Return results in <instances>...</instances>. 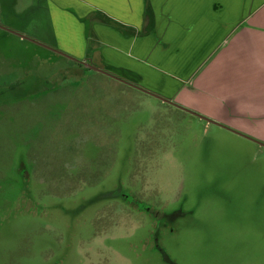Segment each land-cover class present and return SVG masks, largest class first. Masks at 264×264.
Masks as SVG:
<instances>
[{
  "label": "rangeland",
  "instance_id": "374dc122",
  "mask_svg": "<svg viewBox=\"0 0 264 264\" xmlns=\"http://www.w3.org/2000/svg\"><path fill=\"white\" fill-rule=\"evenodd\" d=\"M143 1L141 24L68 30L78 61L154 94L163 74L174 102L198 67ZM47 3L0 0V264H264V147L49 51ZM132 45L139 65L110 62Z\"/></svg>",
  "mask_w": 264,
  "mask_h": 264
},
{
  "label": "crops",
  "instance_id": "0c3cea01",
  "mask_svg": "<svg viewBox=\"0 0 264 264\" xmlns=\"http://www.w3.org/2000/svg\"><path fill=\"white\" fill-rule=\"evenodd\" d=\"M47 1L54 27L52 47L69 52L77 61L84 56L86 43L83 31L69 33L68 28L79 26L77 18L101 9L120 22L136 25L142 21L143 0ZM150 1L153 12L160 4L163 7L164 14L155 19L166 33L164 43H174L184 51L182 73L189 77L198 67L187 77L182 93L173 97L174 103L264 142V0ZM56 42L65 45L55 48ZM128 49L110 62L125 69L139 65L136 59H144V54L135 45ZM156 78L155 88L148 89L172 101L171 94L161 90L168 82L166 76L156 73ZM194 83L193 96L188 95L186 89Z\"/></svg>",
  "mask_w": 264,
  "mask_h": 264
},
{
  "label": "water",
  "instance_id": "95a60500",
  "mask_svg": "<svg viewBox=\"0 0 264 264\" xmlns=\"http://www.w3.org/2000/svg\"><path fill=\"white\" fill-rule=\"evenodd\" d=\"M41 46H43V45H41ZM43 47H46V46H43ZM46 48L50 49L51 51L57 53L58 55H61V56L65 57V58H67V59H69V60L77 61L75 58H73V57H71V56L65 54V53L62 52V51H59V50H56V49H52V48H49V47H46ZM77 62L81 63V64L84 65L85 67H87V68H89V69H91V70H93V71H95V72H98V73H101V74H103V75H106V76H108V77H110V78H112V79H114V80H116V81H118V82H120V83H123V84H125V85H127V86H129V87H132V88H134V89H136V90H138V91H141L142 93L147 94V95H149V96H151V97H154V98L160 100L161 102H163V103H165V104H167V105H170V106H172V107H174V108H177V109H180V110H183V111H186L187 113H189V114H191V115H193V116H196V117H198L199 119L206 121L207 123L214 124V125H217V126L223 127V128H225V129H227V130H230V131H232V132H234V133H236V134H238V135H241V136H243V137H245V138H247V139H250V140H252V141H254V142H256V143H258L259 145H261V146L264 147V144H263V143L257 142V141H255V140H253L252 138H249V137H247V136H245V135H243V134H241V133H239V132H236V131H234V130H231V129H229V128H227V127H225V126H223V125H221V124H219V123H217V122H215V121H213V120H211V119H209V118H207V117H205V116H203V115H200V114H198V113H196V112H194V111H192V110H189V109L183 108V107L179 106L178 104H176V103H174V102H172V101H170V100H168V99H165V98H163V97H161V96H159V95H157V94H154V93H152V92H150V91H148V90H145V89H143V88H140V87H138V86H134V85H131V84L127 83V82H124V81H122V80H120V79H118V78H116V77H114V76L108 74L107 72H105V71H103V70H101V69H99V68H97V67H94V66H92V65H90V64H87V63H84V62H80V61H77Z\"/></svg>",
  "mask_w": 264,
  "mask_h": 264
},
{
  "label": "flooded vegetation",
  "instance_id": "af4514ba",
  "mask_svg": "<svg viewBox=\"0 0 264 264\" xmlns=\"http://www.w3.org/2000/svg\"><path fill=\"white\" fill-rule=\"evenodd\" d=\"M121 196L123 197V198H121L122 200H127L126 202L130 201L129 197H125V199H124V195H121ZM180 214H182V213L180 212ZM167 261L171 262L169 259H167Z\"/></svg>",
  "mask_w": 264,
  "mask_h": 264
},
{
  "label": "trees",
  "instance_id": "16d2710c",
  "mask_svg": "<svg viewBox=\"0 0 264 264\" xmlns=\"http://www.w3.org/2000/svg\"><path fill=\"white\" fill-rule=\"evenodd\" d=\"M75 62H77V61H75ZM74 64H76V63H74ZM81 64V63H80ZM77 65V64H76ZM84 66V65H83ZM123 84V83H122ZM125 85V84H124Z\"/></svg>",
  "mask_w": 264,
  "mask_h": 264
}]
</instances>
